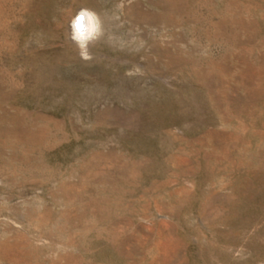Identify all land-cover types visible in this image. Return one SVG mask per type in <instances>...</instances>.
Returning <instances> with one entry per match:
<instances>
[{"label":"rangeland","instance_id":"rangeland-1","mask_svg":"<svg viewBox=\"0 0 264 264\" xmlns=\"http://www.w3.org/2000/svg\"><path fill=\"white\" fill-rule=\"evenodd\" d=\"M0 264H264V0H0Z\"/></svg>","mask_w":264,"mask_h":264},{"label":"bare ground","instance_id":"bare-ground-1","mask_svg":"<svg viewBox=\"0 0 264 264\" xmlns=\"http://www.w3.org/2000/svg\"><path fill=\"white\" fill-rule=\"evenodd\" d=\"M86 16L85 15H83V17L80 16L79 19H77V21H76V26H78V27L81 26L82 27V29L80 28L81 29L80 31L84 30V32H87L90 29V27H88V23H87V19H86L87 17Z\"/></svg>","mask_w":264,"mask_h":264}]
</instances>
